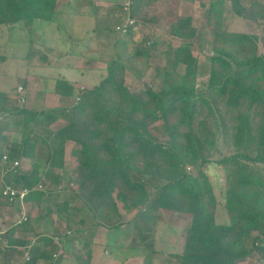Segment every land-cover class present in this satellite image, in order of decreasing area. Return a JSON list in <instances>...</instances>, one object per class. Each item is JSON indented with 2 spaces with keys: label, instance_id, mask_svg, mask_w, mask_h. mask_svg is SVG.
Listing matches in <instances>:
<instances>
[{
  "label": "trees",
  "instance_id": "1",
  "mask_svg": "<svg viewBox=\"0 0 264 264\" xmlns=\"http://www.w3.org/2000/svg\"><path fill=\"white\" fill-rule=\"evenodd\" d=\"M223 3L215 0L208 10L213 25L212 54L204 67L192 53V40L201 35L193 17H178L170 23L169 34L182 42L166 49L159 86L128 87V67L118 55L108 62L104 78L78 96L69 80H56L53 92L63 98L76 94L78 100L71 106L33 110L17 105L0 90V119L13 116L20 127L18 134L10 137L7 153L0 146V192L7 185L27 190L22 199L19 193L13 201L1 195L2 199L8 204L25 201L38 206L45 201L42 208L46 214L39 216H46V221L53 212L60 216L69 212L73 217L88 210L98 225L118 228L132 220L126 222L122 214L119 222L120 213L113 219L114 212H118L117 200L132 211L147 205L153 196L157 206L191 214L182 252L172 257L175 264H234L255 252L264 257V53H259L264 33L223 28ZM230 4L246 19H264V5L258 0L248 5L230 0ZM59 5L58 0H0V24L11 27L21 20L27 24L35 19L55 21ZM134 12L131 8L130 17ZM158 45L157 40L152 41L148 48L137 49L136 56L147 58ZM3 59L0 55V61ZM199 72H206L207 80L198 82ZM62 116L67 124L50 130ZM160 120L165 139H159L151 130ZM0 124L1 133L8 124L4 120ZM68 140L75 142L72 152L78 163L74 175L65 165ZM221 140L226 142L227 154L221 152ZM39 144L48 149L43 162L37 156ZM217 153L220 158L215 160ZM4 155L7 158L3 159ZM23 159L32 160L29 168L21 164ZM210 162L225 169V222L218 221L219 201L202 169ZM188 166L197 173H189ZM63 178L67 179L64 186ZM61 189L78 203L73 204V198L56 197L52 206L54 193ZM30 220V216L19 219L0 232L3 264H8L6 258L17 245L28 244L26 238L15 233L29 230ZM46 227L49 229L48 222ZM78 232L83 234L85 230L81 227L75 230ZM43 238L44 245L54 241L52 237ZM83 244L87 246L85 241ZM29 253L30 264L41 255L36 248ZM55 253H42L47 264H59ZM85 256L90 259L91 251Z\"/></svg>",
  "mask_w": 264,
  "mask_h": 264
},
{
  "label": "rangeland",
  "instance_id": "2",
  "mask_svg": "<svg viewBox=\"0 0 264 264\" xmlns=\"http://www.w3.org/2000/svg\"><path fill=\"white\" fill-rule=\"evenodd\" d=\"M213 1L215 0H58L60 14L55 17V21L35 19L27 24L25 20H21L11 27L0 24V55L5 57L0 61V89L5 90L21 107L40 108L43 106L44 99L50 96L57 79L69 80L78 96L79 92L92 88L104 78L107 74L108 62L118 55L128 67L125 76V84L128 87L139 89L149 84L159 86L160 72L166 64V49L170 44L175 47L182 42L181 38L169 34L170 23L178 17L186 15L193 17V23L201 35L192 40V53L198 58L201 67L208 64V56L212 54L213 38V25L210 19L208 20V10ZM259 2L264 5V0ZM222 7L223 28L248 33L262 31L264 22L260 21L261 19L249 20L236 14L229 0H225ZM131 8L135 12L134 16L130 17ZM153 16H157L158 21L147 20ZM126 23L128 24L126 30H120L119 26ZM128 27L131 30L128 31ZM155 40L159 42V45L157 50L152 52L153 54L147 58L141 55L136 56L137 49L144 50L149 47L150 42ZM259 53H264V45L261 41H259ZM35 77L36 80L31 83L29 80ZM23 78H26V82L22 81ZM207 78L206 72H199L197 81L202 82ZM46 89L51 92L46 93ZM76 94L71 98L58 97V106H71L78 100ZM51 104H53L52 101ZM14 119L13 116L0 119L8 124L7 134L0 136V146L6 150L4 153H7L6 147H10L9 138L16 136L20 130ZM64 121L65 125L68 121ZM64 125L58 124L59 127ZM54 126L56 127V124H52L51 129ZM162 126V120L151 126L152 132L159 139L166 138ZM3 136L5 138H2ZM218 145L222 154L228 153L226 142L221 140ZM74 148V141L66 142L65 165L70 175H74V168L78 163L72 152ZM44 150L45 147L39 144L37 156L42 162L46 156ZM218 158L220 155L217 153L213 159ZM31 163V159L21 161L25 168H29ZM202 169L212 183L214 194L219 201L218 221H228V215L222 206L226 187L225 169L215 162L204 165ZM187 171L194 175L197 173V169H193L192 166H188ZM64 180L62 186L67 181L66 178H63ZM54 194L56 195L51 199L52 206L56 197L58 200L73 198L63 189ZM1 195L0 193V222L3 225H0V230H7L22 219V214L25 213L26 216L31 217V223L37 224L39 228L35 230V233L24 234L19 230L17 234L27 240L31 237L38 238L37 240L42 236L52 237L54 241L45 245L43 250L54 251L57 256L62 255L61 259H58V261L61 260L59 264L77 255L74 253L72 256H67L64 252L63 239L59 238L63 234H67L69 238L75 236L71 244L75 246V251H78L80 261L82 257H86L87 251L94 253L95 257L100 253L103 257H113L114 245L108 240L110 238H107L106 227L98 225L88 210H83L80 214L76 213L73 217L69 212L62 216L54 212L50 214V220H48L49 229L45 230L37 216L46 211L41 209L42 206H46L45 201L39 206L25 201L8 204ZM152 198L147 205L132 211H127L122 202L117 200L118 212H114L113 219H117L119 213L121 218L117 220L121 223L122 214L125 221L135 218L132 223L121 229V239L123 238L124 243L129 244L122 247L135 248L132 249L136 251L140 261H135L133 264L153 262L175 264L176 261L172 257L173 254L182 252L185 231L191 223V214L157 206ZM72 203H78L76 198H73ZM81 220H84V223ZM68 221L69 224H66ZM81 227L85 232L75 233V230ZM85 235H88L84 240L88 247H83ZM79 238H82L81 242L77 241ZM20 247L22 246H18L19 249ZM131 248L122 251L116 259L122 260L125 254L133 251L129 250ZM20 250L24 252V249ZM1 256L3 255H0V264L3 263ZM29 257L30 253L22 254L17 257L18 260L14 261L26 262L29 261ZM263 258L261 253L255 252L248 256L247 264H264Z\"/></svg>",
  "mask_w": 264,
  "mask_h": 264
},
{
  "label": "crops",
  "instance_id": "3",
  "mask_svg": "<svg viewBox=\"0 0 264 264\" xmlns=\"http://www.w3.org/2000/svg\"><path fill=\"white\" fill-rule=\"evenodd\" d=\"M224 2H225V0H223ZM230 1V0H229ZM251 1H253V0H250L249 2H248V0H241V3L242 4H245V5H248ZM259 1H261V0H259ZM247 2V3H246ZM260 21H263L264 22V19H261ZM264 33V27H262V31L260 32V33H253V34H261V33ZM248 33V32H247ZM5 58V57H4ZM40 79V78H39ZM36 80V77L33 79V80H29L31 83H33L34 81ZM22 81L23 82H26V78H23L22 79ZM1 91H4V92H6L5 90H2V89H0ZM52 90V92L50 91V90H45V92L46 93H48V92H51V94H50V96L48 95L47 96V98L46 99H44V102H42V105L43 106H39L40 108H36L35 106L33 107V108H35V109H43V108H46V109H49V110H54V109H58V108H60V107H64V106H62V105H60V106H58L59 104H58V97H60V95L59 94H57V93H55V92H53V89H51ZM48 91V92H47ZM7 93V92H6ZM8 94V93H7ZM8 96H9V94H8ZM10 98H11V96H9ZM51 101L53 102V104H51ZM45 106V107H44ZM27 107V106H26ZM27 108H30V109H33V108H31L30 106H28ZM67 120L65 117H60L55 123H53V124H56V127L54 126L52 129H51V127H50V130H52V131H55V130H57V129H59V128H61V127H59L58 126V124H61V125H64L63 124V122L65 123V121L64 120ZM60 120H62L61 122H60ZM67 124V123H66ZM63 127V126H62ZM7 126L5 125V127H4V129H3V132H1L0 133V136H2V135H5V133L7 134ZM10 140H11V138H9ZM8 139V140H9ZM7 140V141H8ZM68 141H70V140H68ZM67 141V142H68ZM42 146H44L45 147V152L47 153V151H48V149H47V146L45 145V144H41ZM37 150H38V146H37ZM30 203V202H29ZM35 206H38V205H35ZM41 209H43L42 207H41ZM41 212H42V210H41ZM48 213V212H47ZM54 213V212H53ZM42 214L43 215H45L46 214V212L44 211V212H42ZM39 215H41V214H39ZM39 215H37L38 216V218H39V220H40V224H43V226H44V228H47L46 227V225H47V222L48 221H46V216L44 217V218H41ZM135 220V218L130 222V223H132L133 221ZM130 223H124L123 225L121 224L120 225V227H118V228H107L106 226H104V227H106V229H107V238H110V239H108L109 241H110V243H113V245H114V254H113V257H103L102 255H101V253L100 254H97V256L95 257L94 256V253H91L92 255H91V257H90V259H88L87 257H85V259L83 260V261H80L79 259H80V257H79V254H78V251H75V246L74 245H72L71 244V242H72V239H68L69 237H67L66 236V234H63V236H60V237H62V239L64 240V242H63V250H64V252L67 254V256L69 255V256H72L74 253H76L77 255L75 256H72L71 258H68V260H66L67 262H65V263H63L62 262V264H68V263H72V264H133V262H135V261H140V258H139V256L136 254V251H134L133 249H135L134 247H130V246H127V248H131V249H129V250H133V251H131V252H129L128 254H125V256H123V259L121 260H117L116 258L117 257H119L120 255H121V253H122V251H125L126 249H124L125 247H122L123 245H129L128 243H124V239L122 238L121 239V229L125 226V225H129ZM39 224V225H40ZM0 225H3V223H1L0 222ZM14 225V224H13ZM12 225V226H13ZM30 225H32L30 228H29V230H22V232L24 233V234H29V233H35V230H38V225L37 224H33V223H31ZM12 226H10L8 229H10ZM100 228H103V227H100ZM100 228H98V229H100ZM45 230H47V229H45ZM4 231V229L3 230H0V232H3ZM6 231V230H5ZM19 231L18 230H16V233H15V235L18 237L19 236V234H17ZM35 236H37V235H35ZM96 236V235H95ZM22 237V236H21ZM59 237V236H58ZM59 237V238H60ZM131 237V236H130ZM24 238V237H23ZM29 238V237H28ZM73 238H74V235H73ZM38 238H29V240H27L28 241V244H25V245H17V248H16V250L9 256L8 255V258H6V261H7V263L8 264H30L29 262H22V263H19V262H17V261H14L15 259L16 260H18L17 259V257H20V256H22V254H24V255H27L29 252H30V250L31 249H34V248H36V249H38V252L41 254H39L40 256H38L36 259H35V261H33L34 262V264H47V261H46V259L44 258V256H43V252H44V241H43V236L39 239V240H37ZM120 239L122 240V241H120ZM62 240V241H63ZM130 240H131V238H130ZM61 241V240H60ZM86 242V241H85ZM87 243V242H86ZM18 246H22V247H20V249H24V252H22L19 248H18ZM83 247H84V244H83ZM88 247V246H87ZM69 253V254H68ZM65 254V255H66ZM62 256V255H61ZM61 256H59V258L61 259ZM82 259H83V257H82ZM247 259H248V257H246L245 259H243V260H240V261H237L236 263H234V264H247ZM1 260V259H0ZM61 261V260H60ZM263 261H264V259H263ZM61 263V262H60ZM3 264V263H2ZM142 264V263H141Z\"/></svg>",
  "mask_w": 264,
  "mask_h": 264
},
{
  "label": "built area",
  "instance_id": "4",
  "mask_svg": "<svg viewBox=\"0 0 264 264\" xmlns=\"http://www.w3.org/2000/svg\"><path fill=\"white\" fill-rule=\"evenodd\" d=\"M129 6V5H128ZM126 8H127V6H126ZM127 23L125 24V25H123V26H119L120 27V30H122V31H125L126 30V27H127ZM23 100H24V98H23ZM4 158L3 159H5V158H7V155H4L3 156ZM15 164H19V162L18 161H15L14 162ZM43 187V185H39V188H42ZM27 192V190L25 189V190H16L13 186H11V185H7V186H5L4 187V189L0 192L3 196H5V197H7V198H9L11 201H13V200H15V196L19 193V196H20V198L22 199L23 198V196H24V194ZM27 218V216L25 215V213L24 214H22V219L23 220H25Z\"/></svg>",
  "mask_w": 264,
  "mask_h": 264
}]
</instances>
